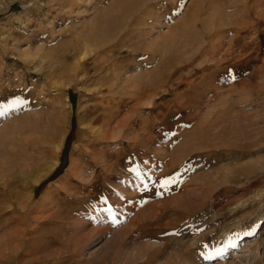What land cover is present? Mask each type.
<instances>
[{"label": "rangeland", "instance_id": "obj_1", "mask_svg": "<svg viewBox=\"0 0 264 264\" xmlns=\"http://www.w3.org/2000/svg\"><path fill=\"white\" fill-rule=\"evenodd\" d=\"M118 1L0 0V264H264V0Z\"/></svg>", "mask_w": 264, "mask_h": 264}, {"label": "bare ground", "instance_id": "obj_2", "mask_svg": "<svg viewBox=\"0 0 264 264\" xmlns=\"http://www.w3.org/2000/svg\"><path fill=\"white\" fill-rule=\"evenodd\" d=\"M118 1V0H117ZM127 1L126 0H119L117 3H114L113 2V4H112V6L110 7V10L111 9H113V8H115L116 10H119L120 11V13L121 12H123V13H126L127 11H126V5L127 4H129V3H127ZM130 5V4H129ZM117 7L118 8H120V9H117ZM128 7V6H127ZM130 7V6H129ZM128 7V8H129ZM123 8V9H122ZM130 9V8H129ZM206 9H205V5L204 4H202V6H200V5H197V8L194 10V12H192V15H190L188 18H187V21L188 22H190V24L192 23L193 25H196V22L195 21H197V19L199 20V18H200V16H201V14L205 11ZM109 11V10H108ZM222 12V11H221ZM219 13L220 15V17H219V19L217 20V18H215V16L218 14V13H214L215 15L212 17V21H213V23H214V26L212 27L213 28V30L210 32V33H208V35H211V34H214V32L218 29V28H220L221 26H223V23H221V22H217V21H222V20H224V13L222 14V13ZM118 14V13H117ZM127 14V13H126ZM125 14V15H126ZM222 14V15H221ZM108 15V14H107ZM122 16V15H121ZM130 16V15H129ZM129 16H128V18H129ZM226 16V15H225ZM112 17H114V16H112ZM112 17H110V16H103V15H101V16H98V17H96L97 19V21H100L101 22V24H104L106 21H107V23H109V22H112L114 19L112 18ZM215 18V19H214ZM192 19H194V20H192ZM201 19V18H200ZM204 19V18H203ZM227 19H228V17H227ZM226 18H225V20H227ZM108 20H110V21H108ZM210 20V19H209ZM211 21V20H210ZM209 21V22H210ZM118 23V22H117ZM121 23V22H120ZM195 23V24H194ZM212 23V22H211ZM116 24V23H115ZM204 25V26H203ZM202 26L203 27H205V24H203ZM208 26H209V24H208ZM114 28V31L115 32H117L118 33V31L117 30H119V28H120V26H119V24H117V25H114L113 26ZM122 28V27H121ZM206 30H207V27H206ZM109 31V30H108ZM114 32V33H115ZM96 33V32H95ZM198 33H200V32H197V34ZM112 34V33H111ZM196 33H194V35H195ZM97 34H94V32H93V34L91 35V36H93V37H95ZM174 35V34H173ZM172 35V36H173ZM206 35V34H205ZM114 35H112V37H113ZM171 36V37H172ZM173 37H175V35L173 36ZM193 37V36H192ZM211 37V36H210ZM191 38V37H190ZM203 38V37H202ZM174 39V38H173ZM189 39V38H188ZM201 39V38H200ZM169 40V39H168ZM184 40V39H183ZM207 40V39H206ZM193 41V40H192ZM199 41V40H198ZM89 42V41H88ZM176 42H177V40H176ZM188 42V41H187ZM194 42H195V40H194ZM189 43V42H188ZM197 43V42H196ZM85 44H86V42H85ZM175 44V43H174ZM191 44V43H190ZM90 45V44H89ZM87 46L86 47V51H88L89 49V47L90 46ZM176 45V44H175ZM180 45V44H179ZM86 46V45H85ZM92 46V45H91ZM195 46V45H194ZM197 46V45H196ZM179 48V47H178ZM92 49V48H91ZM198 49V48H197ZM153 50V49H152ZM151 50V51H152ZM155 52V51H154ZM232 52V51H231ZM168 53V52H167ZM179 53V52H178ZM195 53V52H194ZM154 54V53H153ZM230 54V53H229ZM228 54V55H229ZM181 56H182V58H181ZM238 56H241V54H239ZM193 57V56H192ZM189 57H187V56H184V55H180V59H182L181 61H179L180 63H182L185 59L187 60ZM234 58V57H233ZM231 60H233V59H231ZM230 60V61H231ZM242 60V57H237V58H235L233 61H231L230 63H235V62H238V61H241ZM187 63V62H186ZM167 64H168V62H167ZM184 64H185V62H184ZM220 64V63H219ZM223 64V63H222ZM170 65V64H169ZM162 72V71H161ZM163 74V73H162ZM157 75V74H156ZM129 81V80H128ZM131 86V85H130ZM128 89V88H127ZM134 89H136V88H134ZM131 93V92H130ZM135 94V93H134ZM35 123V122H34ZM33 123V124H34ZM32 124V123H31ZM23 125V124H22ZM35 125H37V124H35ZM32 126V125H31ZM20 127V126H19ZM22 127V126H21ZM35 127V126H34ZM23 128V127H22ZM38 128V127H37ZM27 129V128H26ZM23 130H24V128H23ZM32 130V129H31ZM26 132V131H25ZM21 134H23V133H21ZM20 136V135H19ZM18 136V137H19ZM19 139V138H18ZM22 139V138H21ZM4 194V193H3ZM7 195V194H6ZM7 207L6 206H0V217L2 216L3 217V215H4V212H7V209H6ZM78 247V246H77ZM6 245L4 246V247H1V251H0V262H3V263H6L7 262V260H4V259H6L9 255V253H7V252H5V250H6ZM14 248V247H13ZM21 263V262H20Z\"/></svg>", "mask_w": 264, "mask_h": 264}, {"label": "snow or ice", "instance_id": "obj_3", "mask_svg": "<svg viewBox=\"0 0 264 264\" xmlns=\"http://www.w3.org/2000/svg\"><path fill=\"white\" fill-rule=\"evenodd\" d=\"M217 255H220V253H217Z\"/></svg>", "mask_w": 264, "mask_h": 264}]
</instances>
